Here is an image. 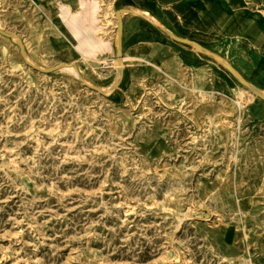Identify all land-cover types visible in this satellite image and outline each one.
<instances>
[{
  "label": "rangeland",
  "instance_id": "1",
  "mask_svg": "<svg viewBox=\"0 0 264 264\" xmlns=\"http://www.w3.org/2000/svg\"><path fill=\"white\" fill-rule=\"evenodd\" d=\"M59 1L0 0V264H264V99L169 36L264 94V0Z\"/></svg>",
  "mask_w": 264,
  "mask_h": 264
},
{
  "label": "water",
  "instance_id": "2",
  "mask_svg": "<svg viewBox=\"0 0 264 264\" xmlns=\"http://www.w3.org/2000/svg\"><path fill=\"white\" fill-rule=\"evenodd\" d=\"M125 10L126 12H129L131 10L129 9H122V10H118L117 11V19H118V30H119V35H121L122 33V30H123V21H122V17H121V13L122 11ZM0 32L8 37H13L14 35L9 33V32H6L2 29H0ZM169 36L176 40V41H180V42H183V43H186V44H189V45H193L195 47V50L199 51V52H202L204 54H209V55H212L214 57H216L217 59L223 61V63L225 65L228 66L229 70L242 82L244 83L245 85H248L255 93H257V95H259L262 99H264V94H261L258 92V89L256 87H253V86H250L247 82V80L245 78H243L233 67L232 65L230 64V62L223 58L222 56L218 55V54H215L214 52H212L211 50H208V49H205V47H203L202 45H200L199 43L191 40V39H188V38H184V37H181V36H178V35H175L173 33H169ZM18 44L21 48V52L23 54V56H25V46L22 42V40L19 38V41H18ZM117 59L120 61L121 59V49H118L117 50ZM31 67L35 68L36 70H39V71H42V72H50L52 70H54V68H42V67H39V66H36L35 64H32V63H29L27 62ZM81 80L85 83V80L83 78H81ZM86 84V83H85ZM88 85V84H87ZM90 86V85H88ZM92 89L98 91V92H101V89L96 87V86H90Z\"/></svg>",
  "mask_w": 264,
  "mask_h": 264
},
{
  "label": "crops",
  "instance_id": "3",
  "mask_svg": "<svg viewBox=\"0 0 264 264\" xmlns=\"http://www.w3.org/2000/svg\"><path fill=\"white\" fill-rule=\"evenodd\" d=\"M80 0H67L66 2L64 0L59 1V4H62V9H61V15H62V23L67 26L70 25V28H89L90 26L87 24L86 20L80 16V13L75 11L74 7L79 4ZM83 3V2H82ZM70 5L73 6V8H70ZM124 9H129L131 11L126 12L122 11L121 17L123 21V30L127 31V18L123 16V13L127 14H134V13H140L138 10L130 9V8H124ZM122 10V9H119ZM118 11V10H117ZM88 12H90V9L88 8ZM123 30L121 35H123ZM174 34V33H173ZM176 35V34H175ZM179 36V35H178ZM185 38V37H184ZM95 38L90 39V36L86 37L84 36L83 39L81 40L84 45H86L85 48L80 49L81 52H97V51H102V52H110L111 49L108 48L106 50L104 49H95L96 42L94 40ZM189 39V38H188ZM192 40V39H191ZM201 45V44H200ZM119 48H116V53Z\"/></svg>",
  "mask_w": 264,
  "mask_h": 264
},
{
  "label": "bare ground",
  "instance_id": "4",
  "mask_svg": "<svg viewBox=\"0 0 264 264\" xmlns=\"http://www.w3.org/2000/svg\"><path fill=\"white\" fill-rule=\"evenodd\" d=\"M207 5V4H206ZM225 7V6H224ZM206 9H205V11H206V13L210 16V17H214L215 15H214V12H213V10H212V8H211V3L210 2H208V5H207V7H205ZM123 11H125V10H123ZM225 15V14H224ZM204 23V22H203ZM219 24V23H218ZM205 25V24H204ZM0 29H2V28H0ZM194 29H196V28H194ZM216 29V28H215ZM2 30H4V29H2ZM201 30V29H200ZM4 31H6V30H4ZM7 32V31H6ZM200 32V31H199ZM205 32V31H204ZM1 33V32H0ZM2 34V33H1ZM2 35H4V34H2ZM13 37H11L12 38V40H14V41H19V37L15 34V33H13ZM208 35V34H207ZM4 36H6V35H4ZM209 39V38H208ZM23 55V54H22ZM24 58H26V60H28V58H27V56L25 55L24 56ZM116 61H118L119 63L121 62V59H120V61L116 58ZM28 62H30V63H32L31 61H29L28 60ZM33 64V63H32ZM62 70H68V71H70V72H74L75 70L73 69V67H69V66H63L62 68H61ZM258 92L259 93H261V94H263L262 93V91H259L258 90ZM252 94V93H251ZM257 94V93H256ZM252 96H254V95H252Z\"/></svg>",
  "mask_w": 264,
  "mask_h": 264
}]
</instances>
